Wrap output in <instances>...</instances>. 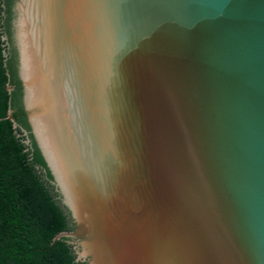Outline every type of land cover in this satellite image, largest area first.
Here are the masks:
<instances>
[{
  "label": "water",
  "instance_id": "1",
  "mask_svg": "<svg viewBox=\"0 0 264 264\" xmlns=\"http://www.w3.org/2000/svg\"><path fill=\"white\" fill-rule=\"evenodd\" d=\"M15 13L24 112L75 223L53 241L87 264H264V0Z\"/></svg>",
  "mask_w": 264,
  "mask_h": 264
},
{
  "label": "trees",
  "instance_id": "2",
  "mask_svg": "<svg viewBox=\"0 0 264 264\" xmlns=\"http://www.w3.org/2000/svg\"><path fill=\"white\" fill-rule=\"evenodd\" d=\"M17 0H0V264H87L75 223L37 148L23 107L14 39ZM11 112L12 120L7 116Z\"/></svg>",
  "mask_w": 264,
  "mask_h": 264
}]
</instances>
